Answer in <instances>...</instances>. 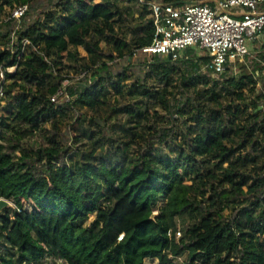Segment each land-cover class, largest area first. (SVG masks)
<instances>
[{
    "label": "trees",
    "instance_id": "obj_1",
    "mask_svg": "<svg viewBox=\"0 0 264 264\" xmlns=\"http://www.w3.org/2000/svg\"><path fill=\"white\" fill-rule=\"evenodd\" d=\"M35 2L0 0V15L28 4L22 22ZM46 10L0 24V198L15 205L0 212V264H264V31L222 79L193 48L141 75L133 53L154 25L137 0ZM65 79L70 100L53 101Z\"/></svg>",
    "mask_w": 264,
    "mask_h": 264
},
{
    "label": "built area",
    "instance_id": "obj_2",
    "mask_svg": "<svg viewBox=\"0 0 264 264\" xmlns=\"http://www.w3.org/2000/svg\"><path fill=\"white\" fill-rule=\"evenodd\" d=\"M137 3L149 11L154 35L151 43L136 49L133 56L138 53L148 57L160 54L177 59L184 50L193 48L208 56L204 70L222 74L231 65L233 71H238L236 62L251 54L252 45L264 31V0H216L214 7L198 2L180 4L160 0H137ZM28 8V4H22L7 9L5 14L0 15V24L11 20L20 22ZM16 39L14 31L11 43H15ZM28 43L30 40L23 38V48ZM262 66L264 75V61ZM1 76L3 78V74ZM70 81H63V85L52 97L53 101H57L59 96L70 100L66 88ZM0 95H5L1 83ZM181 234L178 231L177 237ZM123 237L124 233L120 234L118 241ZM63 262L70 264L65 260Z\"/></svg>",
    "mask_w": 264,
    "mask_h": 264
},
{
    "label": "rangeland",
    "instance_id": "obj_3",
    "mask_svg": "<svg viewBox=\"0 0 264 264\" xmlns=\"http://www.w3.org/2000/svg\"><path fill=\"white\" fill-rule=\"evenodd\" d=\"M59 0H36L35 2V8L32 12H30V14H28V16H26V18L21 22H15L13 24V28L14 30H19L21 28V26L24 24L25 25L28 23H32L33 22V18H34V14L37 13L40 10H44L47 9L48 11L53 9V5L54 3H58ZM126 5V4H125ZM128 5V4H127ZM129 5L134 6V3H129ZM46 10V11H47ZM135 17H137V14H135ZM81 51L84 55H86V52L84 51L83 48H81ZM198 54L203 55V53L198 52ZM152 57H148V55H144V54H137L134 55L132 58V65L130 67L131 71L133 70L134 72H136L137 74H141L143 75L144 72L147 70L143 63L145 59H151ZM248 63V61H247ZM127 61L126 60H120L116 66V68H122L127 66ZM15 68L11 67L9 71H14ZM76 75V74H73ZM222 75L223 74H217L215 72L211 73V76L216 78V79H222ZM228 75H230L228 73ZM76 78L74 79H79L81 78L79 74H77V76H75ZM3 97V95H1ZM66 97L64 96H59L57 97V101L58 102H62ZM2 104H5V100L2 101ZM263 106V104L261 105V107ZM4 114H6V112H4ZM50 127V126H48ZM62 140L64 142L65 145L70 146L73 150L76 148L77 144L74 142L73 136H72V132H71V126L70 125H63L62 126ZM29 145H38V144H44L45 143V139L43 137V135L41 133L36 134L35 136H32L30 138L27 139L26 141ZM94 217V215L91 216L90 220H92ZM89 220V221H90ZM190 222L185 219V221H183L181 219L180 221V230L183 233V228L185 226H187ZM1 248H3V245H0ZM9 252V251H8ZM179 260H181V258H179ZM39 264H65V262H63V260H59V259H53L50 256H46L44 259L41 260V262ZM144 264H159L158 263V259H152V258H147L145 260Z\"/></svg>",
    "mask_w": 264,
    "mask_h": 264
},
{
    "label": "water",
    "instance_id": "obj_4",
    "mask_svg": "<svg viewBox=\"0 0 264 264\" xmlns=\"http://www.w3.org/2000/svg\"><path fill=\"white\" fill-rule=\"evenodd\" d=\"M171 58V56H169ZM13 203L6 198H0V212L6 207L12 206Z\"/></svg>",
    "mask_w": 264,
    "mask_h": 264
}]
</instances>
